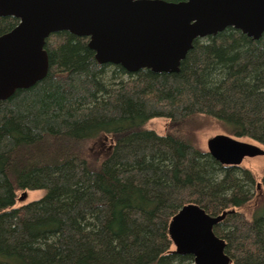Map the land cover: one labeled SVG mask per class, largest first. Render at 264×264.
Masks as SVG:
<instances>
[{
    "label": "trees",
    "instance_id": "1",
    "mask_svg": "<svg viewBox=\"0 0 264 264\" xmlns=\"http://www.w3.org/2000/svg\"><path fill=\"white\" fill-rule=\"evenodd\" d=\"M16 24L0 17V35ZM87 42L51 34L45 77L0 101V264H193L168 236L190 203L233 210L213 233L231 264H264V205L242 212L253 177L184 133L213 121L264 146V33L196 39L176 73L98 64ZM154 118L162 136L145 128Z\"/></svg>",
    "mask_w": 264,
    "mask_h": 264
},
{
    "label": "water",
    "instance_id": "2",
    "mask_svg": "<svg viewBox=\"0 0 264 264\" xmlns=\"http://www.w3.org/2000/svg\"><path fill=\"white\" fill-rule=\"evenodd\" d=\"M0 17L17 20L0 35L4 101L45 77L43 46L51 34L86 38L98 64L119 65L129 73H176L196 39L231 27L258 40L264 33V0H0ZM206 147L223 166L239 168L245 158L264 157L259 146L227 135L208 139ZM229 212L212 216L196 204L183 205L168 224L174 252L192 256L193 264H231L225 241L213 233Z\"/></svg>",
    "mask_w": 264,
    "mask_h": 264
},
{
    "label": "rangeland",
    "instance_id": "3",
    "mask_svg": "<svg viewBox=\"0 0 264 264\" xmlns=\"http://www.w3.org/2000/svg\"><path fill=\"white\" fill-rule=\"evenodd\" d=\"M168 123H169L168 120L165 118H154V119L149 120L145 124V128L148 130L154 131L156 134L162 136L167 131ZM189 127H191L192 129L194 128H198V129L191 132V130L187 128L184 131V133L190 136V138L193 141L194 146L197 149L204 151V152H207L206 143L208 139L216 135H227V136L233 137L227 134L223 130V128H221L220 125H218L217 123L213 121H208L203 124L197 123L195 127L192 124ZM235 139L241 142L254 144L264 150V146H261L248 139H244V138L243 139L235 138ZM239 169L246 170L251 174V176L254 179L255 187H256V184H260L261 179L264 177V157L257 156L253 158H245L241 162ZM253 188H254V185H253ZM253 188L251 189V193L252 192L254 193ZM22 193L24 192H20L19 197L21 196ZM42 193L43 192L41 191H35V192L28 193V194L25 193L26 195H25V198L22 200V202H29V201L37 200L42 196ZM259 204L264 205V192L262 191L261 186L256 189L253 198L247 205H245V207L242 209V212L245 213V216H247V218H249L252 213L253 208Z\"/></svg>",
    "mask_w": 264,
    "mask_h": 264
},
{
    "label": "flooded vegetation",
    "instance_id": "4",
    "mask_svg": "<svg viewBox=\"0 0 264 264\" xmlns=\"http://www.w3.org/2000/svg\"><path fill=\"white\" fill-rule=\"evenodd\" d=\"M10 31V30H9ZM4 34V33H3ZM256 187L259 188L260 187V184H256Z\"/></svg>",
    "mask_w": 264,
    "mask_h": 264
}]
</instances>
